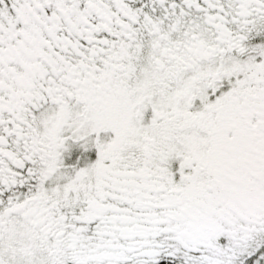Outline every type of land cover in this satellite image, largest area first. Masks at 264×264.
<instances>
[{
    "label": "snow or ice",
    "instance_id": "obj_1",
    "mask_svg": "<svg viewBox=\"0 0 264 264\" xmlns=\"http://www.w3.org/2000/svg\"><path fill=\"white\" fill-rule=\"evenodd\" d=\"M0 264H264V0H0Z\"/></svg>",
    "mask_w": 264,
    "mask_h": 264
}]
</instances>
